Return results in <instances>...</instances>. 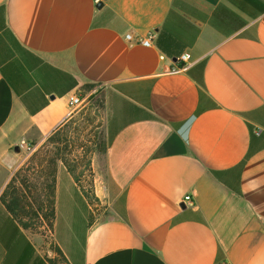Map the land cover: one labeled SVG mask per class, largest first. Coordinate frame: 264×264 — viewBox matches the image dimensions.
I'll list each match as a JSON object with an SVG mask.
<instances>
[{
    "label": "crops",
    "instance_id": "1",
    "mask_svg": "<svg viewBox=\"0 0 264 264\" xmlns=\"http://www.w3.org/2000/svg\"><path fill=\"white\" fill-rule=\"evenodd\" d=\"M89 85L104 208L60 161L68 264H264V0H0V195L20 144L67 125ZM52 257L0 200V264Z\"/></svg>",
    "mask_w": 264,
    "mask_h": 264
},
{
    "label": "rangeland",
    "instance_id": "2",
    "mask_svg": "<svg viewBox=\"0 0 264 264\" xmlns=\"http://www.w3.org/2000/svg\"><path fill=\"white\" fill-rule=\"evenodd\" d=\"M98 98V95H95L86 100L75 110L74 117L67 125L35 146L31 144L30 150L20 153L18 157L20 164L7 170L11 171V175L5 187L15 173L20 172V178H29L27 183L34 194L40 193V181H43L49 170L55 167V162L57 168V164L62 161L80 180L94 208L102 211L104 204L90 193L94 175L93 163L102 164L107 146L103 126V107ZM7 173L10 172H6V175ZM4 175L3 173V177ZM33 204L36 206V203ZM27 230L33 236L40 238L42 249L51 253L58 264H64L55 249L52 232L45 219L34 218L32 226Z\"/></svg>",
    "mask_w": 264,
    "mask_h": 264
},
{
    "label": "trees",
    "instance_id": "3",
    "mask_svg": "<svg viewBox=\"0 0 264 264\" xmlns=\"http://www.w3.org/2000/svg\"><path fill=\"white\" fill-rule=\"evenodd\" d=\"M88 88H92V85H89ZM95 95H98V101L104 107L103 94H93L91 97ZM28 181L29 178H20V172H16L1 193L0 200L24 228L28 229L32 226V220L39 218L45 219L52 231L55 219L56 162L55 167L49 170L43 181H40V193L34 194L29 183H27ZM36 188L37 186H35ZM33 203H36V206ZM55 249L63 263L68 264L61 248L55 244ZM50 262L51 264H58L53 258L50 259Z\"/></svg>",
    "mask_w": 264,
    "mask_h": 264
},
{
    "label": "built area",
    "instance_id": "4",
    "mask_svg": "<svg viewBox=\"0 0 264 264\" xmlns=\"http://www.w3.org/2000/svg\"><path fill=\"white\" fill-rule=\"evenodd\" d=\"M155 32L153 30H150L146 33L144 36H139L136 40L144 45H151L153 38H154ZM126 39L128 40H134V36L131 33H127L125 35ZM190 58L189 53H184L180 56V59L183 61H187ZM179 67L174 66L172 70H177ZM96 92V88L92 87L89 90L88 95H82L79 93H71L68 95V106L71 111H74L78 108H80L87 99H89L94 93ZM20 147L24 149L25 151H28L31 149V143H21ZM183 202L188 205H193V199L190 195H186L183 199Z\"/></svg>",
    "mask_w": 264,
    "mask_h": 264
},
{
    "label": "water",
    "instance_id": "5",
    "mask_svg": "<svg viewBox=\"0 0 264 264\" xmlns=\"http://www.w3.org/2000/svg\"><path fill=\"white\" fill-rule=\"evenodd\" d=\"M16 149H19L18 147H16Z\"/></svg>",
    "mask_w": 264,
    "mask_h": 264
}]
</instances>
